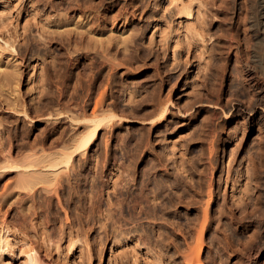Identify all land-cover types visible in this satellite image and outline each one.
Listing matches in <instances>:
<instances>
[{"label": "rangeland", "instance_id": "1", "mask_svg": "<svg viewBox=\"0 0 264 264\" xmlns=\"http://www.w3.org/2000/svg\"><path fill=\"white\" fill-rule=\"evenodd\" d=\"M75 1L0 0V238L5 227L16 238L0 264L24 263L28 248L47 264H188L198 242L203 264H237L264 176L261 111L252 123L229 111L254 101L247 1L119 0L85 14L78 2L101 0ZM100 99L151 124L102 132L59 186L24 190L25 170L6 172L63 149L51 134L68 139L71 118Z\"/></svg>", "mask_w": 264, "mask_h": 264}, {"label": "bare ground", "instance_id": "2", "mask_svg": "<svg viewBox=\"0 0 264 264\" xmlns=\"http://www.w3.org/2000/svg\"><path fill=\"white\" fill-rule=\"evenodd\" d=\"M118 1L119 0H101L100 2H98V4L96 3L95 4L93 3L80 4L79 2H78L79 4L78 3L77 4L75 3V4L79 7L81 12L84 13V11H87V12L92 13L95 9H97L96 11H98V8L101 9V7L106 8V11H107V9L116 6ZM238 1L239 0L233 1L234 11L237 8ZM246 1H247L246 12L248 14L249 30L253 37V46H252L251 57H250L251 60L248 62L247 61L244 62V69L247 74V77H245L244 81L248 82L249 77H250L252 78L254 82H256L253 85H251V83L248 84L252 90L251 91L252 93L250 94V96L251 98H254V101L253 102L251 100L249 101L248 108H244V105L240 101L236 105L235 104L232 105L229 111L230 112L233 111L236 113L239 111H244L247 114L246 115L247 120L251 123L255 120L256 115L260 113L261 111V116H263L261 117L263 118L262 119L263 123L261 126L263 130L262 132L264 134V0H246ZM75 2H77V0ZM182 9L186 16L191 17L193 15V9L191 6L182 4ZM61 40L63 41V39ZM103 59L106 60L107 57L106 58L103 57ZM125 94L126 93H124V97H125ZM62 96H63V93H62ZM128 96L131 97L132 93L131 95L128 94ZM106 98L107 97L105 96V99ZM116 103L114 101L113 103L108 104L106 100L100 99L99 101L97 100V103L94 105V108L92 111H88L87 110L88 108L86 109V107H84L83 109L81 108L82 111L80 114L82 115V117L78 114L81 118L79 119L78 118L76 119L75 117L71 118L72 120L71 122L74 124L73 125L74 130L72 131L73 134H71V136L69 135L70 137H68V139L67 138L65 139V135H64L65 133L63 132H54L49 137V138H52L51 143H50L52 146H48V147L54 148L55 146L57 147L58 145L60 146L61 144V146L63 145V149H61L60 151H57L56 153L49 155L47 153L45 154V152H48L47 150H43L44 154H42L40 157L33 158L35 155L33 156L28 155L26 156V158L24 157V160H22L23 158L21 159V161L19 159L18 162H20V164L18 162L16 163V161L15 162L11 161V163L8 161L9 164L7 163L8 165L5 166V168L4 167L3 168L6 170L7 173H13V172L25 170L24 172L25 174L27 173V175L22 174V177L24 176L25 177L23 179L21 178L22 181L20 180L22 184V188L24 190L32 191L37 185L42 184V182H45V181L47 182V180L49 181L52 180L58 186L62 185L64 176L68 175L67 174L68 171H71L72 169H74V161L79 156L86 155L93 150V148L98 144V141H99V138L102 132L104 133L105 131H107L106 133H109V132L114 133L118 123L124 120L127 121V120L133 119L132 120L133 122L142 121L144 122V124H151V121H147L148 119L147 120L141 119L143 117H141L140 113L137 112L138 110L133 115H131L133 112L132 113L130 112V114L128 113L129 115L126 114L127 112L125 114H121L122 111L120 113L122 116L118 115L120 110H118ZM168 103H169V100L164 101V102L161 101V104L159 103V106L162 105L160 108L161 110L159 111L160 113H158L160 114L158 116L160 120L166 116L169 110V106L172 107V105ZM209 103H211L210 105L215 106L217 108L220 107V103H221L220 97L215 103H212V102H209ZM106 106L107 107L109 106V108H106ZM116 111H119V112L116 113ZM65 112L67 111L63 109V112L59 113L61 114V117H62V114L66 115ZM79 112L80 111L78 110V113ZM78 115H76V117H78ZM129 116H131V118ZM70 117L71 116H68V118ZM248 125L247 127L245 125L246 129H244L243 131V137L246 135L245 130H247V128L251 130ZM216 137H217L216 130H213L211 132L210 140L208 143V148L211 150V152L215 148ZM49 138L47 139L50 140ZM261 140H262V143L260 144H263L264 146V136ZM44 143L45 142H43V144ZM263 146L261 147L263 148ZM248 167L249 165L247 166V168ZM29 173H32V174L30 175ZM229 173H230V168H228V174ZM98 174H101L100 171H98ZM49 175H52L51 176L52 178H49ZM261 176L257 179V182H255V184L257 183V186L259 189V194H256L254 197L255 202L253 205H255V207L253 208V211L251 210L252 211V213L250 212L251 216L249 217V219H247L249 226L250 225L251 227L255 226L256 231H253L252 233H250V235H248L249 236L248 241L244 243L245 244V247L243 248L244 250L241 249L242 251L239 254L240 255L239 257H241V261L240 262L238 261L239 263L237 262V264H264V176L263 177ZM191 181L192 180L190 179L189 182L191 183ZM165 183H167V186L169 185L168 181L167 182L164 181V184ZM226 183H228V176H227ZM94 185H92L91 189L94 188ZM170 186L174 187V183L172 182ZM157 195L155 196L156 199H157ZM141 210L143 211V209ZM143 213L147 214L145 211ZM3 231H4V235L0 238V248L2 250H4V248H11L12 242L16 240L15 233L11 231L9 228L5 227ZM217 231H219L218 228H217ZM201 248H202V243L198 242L197 247L194 250H192L191 255L185 258L188 264H203L200 259ZM24 255H25V260H24V263L22 264H47L45 261L39 258L38 251L34 248H28L26 251H24ZM213 263L214 264H226L227 262L222 261V257L215 256Z\"/></svg>", "mask_w": 264, "mask_h": 264}]
</instances>
